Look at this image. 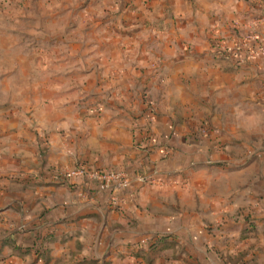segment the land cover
I'll return each instance as SVG.
<instances>
[{"label":"crops","instance_id":"0c3cea01","mask_svg":"<svg viewBox=\"0 0 264 264\" xmlns=\"http://www.w3.org/2000/svg\"><path fill=\"white\" fill-rule=\"evenodd\" d=\"M260 14L264 0H0V264H34L32 243L39 264H264V52L215 49ZM76 162L130 179L64 178Z\"/></svg>","mask_w":264,"mask_h":264},{"label":"built area","instance_id":"2783aa9c","mask_svg":"<svg viewBox=\"0 0 264 264\" xmlns=\"http://www.w3.org/2000/svg\"><path fill=\"white\" fill-rule=\"evenodd\" d=\"M252 37V36H250ZM216 50L220 53L232 56L238 62H242L244 55H249L250 50L247 49L246 41L244 40H233L229 43L218 42L216 45ZM123 170H107L100 171L97 169H85L81 163L76 162L75 165L63 172L64 178H70L75 176H85L87 179L91 180L96 184V186L103 190L107 188H117L121 189L125 187L129 181ZM108 207L114 208L116 210H123L124 204L123 200L116 197V195L111 194L108 198ZM34 264H39L41 262L40 257L37 253H34Z\"/></svg>","mask_w":264,"mask_h":264},{"label":"rangeland","instance_id":"374dc122","mask_svg":"<svg viewBox=\"0 0 264 264\" xmlns=\"http://www.w3.org/2000/svg\"><path fill=\"white\" fill-rule=\"evenodd\" d=\"M242 17H243V15L240 16V18H242ZM262 21H264V14L254 16V17L247 19V20L244 19L243 21H241V22H243V23H241L243 25V27H240L239 21L233 22V25H234L236 30L232 28L233 31L232 30L229 31L228 32L229 35L227 37H225L224 39L225 40L229 39V40H227L228 42H231L233 40H239V39L244 40V41H246V46H247L248 50H250L251 47H254L255 51L257 50V52H264V44H262L259 39L257 40V26ZM250 36H252V37H250ZM222 43H225V42H222ZM15 83L18 84V82H15ZM9 84H12V82H9ZM27 93H28V91L25 90L24 94L21 96H18V98H16V100H22V99L27 98L28 97ZM146 102H147L146 103L147 104L146 113L143 114V122L145 125H147V128H148L149 124L152 121V116H151L152 110H151V108L147 109V107H149L151 105L149 104L148 100H146ZM132 118H134V117H132ZM133 121H135V120L133 119ZM145 130L147 131L148 129H145ZM87 169H89V168H87ZM124 172L126 174H128V172H126V171H124ZM127 176L130 178L129 175H127ZM137 176H138V181H140L143 184L158 185L159 180L151 177L149 174L145 175V177H143V178H142L141 174H137ZM123 188H125V187H123Z\"/></svg>","mask_w":264,"mask_h":264},{"label":"trees","instance_id":"16d2710c","mask_svg":"<svg viewBox=\"0 0 264 264\" xmlns=\"http://www.w3.org/2000/svg\"><path fill=\"white\" fill-rule=\"evenodd\" d=\"M152 246H153L152 243H149V244H148V248H149V247H152ZM30 248L34 249L35 252L37 251V249L35 248V244H33V243L31 244ZM28 249H29V248H28Z\"/></svg>","mask_w":264,"mask_h":264}]
</instances>
